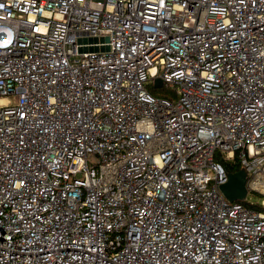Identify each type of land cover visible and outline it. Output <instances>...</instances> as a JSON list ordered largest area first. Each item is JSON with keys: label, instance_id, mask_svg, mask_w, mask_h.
<instances>
[{"label": "built area", "instance_id": "built-area-1", "mask_svg": "<svg viewBox=\"0 0 264 264\" xmlns=\"http://www.w3.org/2000/svg\"><path fill=\"white\" fill-rule=\"evenodd\" d=\"M0 264H264V0H0Z\"/></svg>", "mask_w": 264, "mask_h": 264}, {"label": "water", "instance_id": "water-1", "mask_svg": "<svg viewBox=\"0 0 264 264\" xmlns=\"http://www.w3.org/2000/svg\"><path fill=\"white\" fill-rule=\"evenodd\" d=\"M101 40L107 41V38H101ZM89 42H96V39H90ZM89 51H96V48H88ZM107 47L102 48V50ZM86 51L85 49H83ZM153 86L155 88L162 87L160 79L156 78L153 80ZM246 172L243 168H240L237 172L229 173L227 181L220 186V190L224 197L230 202L241 201L245 198L247 191L245 187Z\"/></svg>", "mask_w": 264, "mask_h": 264}, {"label": "rangeland", "instance_id": "rangeland-1", "mask_svg": "<svg viewBox=\"0 0 264 264\" xmlns=\"http://www.w3.org/2000/svg\"><path fill=\"white\" fill-rule=\"evenodd\" d=\"M151 87H153V85H151ZM153 89V92L156 94V95H159V96H162V97H167L169 96V98L172 97L173 93H174V89L168 85H163L162 87L160 88H151ZM216 160H219L218 158H215ZM223 162V166H227L228 168H233L236 164H233L234 160H231L230 162H224V161H221ZM248 199L250 200H253V201H258V197L257 196H254V195H249L248 196Z\"/></svg>", "mask_w": 264, "mask_h": 264}, {"label": "trees", "instance_id": "trees-1", "mask_svg": "<svg viewBox=\"0 0 264 264\" xmlns=\"http://www.w3.org/2000/svg\"><path fill=\"white\" fill-rule=\"evenodd\" d=\"M150 88V91L152 92V94L156 95L154 92H153V87H149ZM156 96H159V95H156ZM162 97V96H161ZM166 98H169V96H167ZM221 165L223 166V162H220ZM223 168L228 172V173H234V172H237L238 170H240V166L239 164H236L233 168H228L227 166H223Z\"/></svg>", "mask_w": 264, "mask_h": 264}]
</instances>
